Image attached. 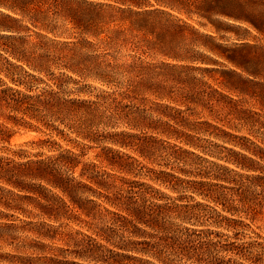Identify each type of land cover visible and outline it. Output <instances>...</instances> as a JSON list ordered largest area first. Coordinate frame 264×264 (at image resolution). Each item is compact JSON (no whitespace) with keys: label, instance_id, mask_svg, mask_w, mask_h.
I'll return each instance as SVG.
<instances>
[{"label":"rangeland","instance_id":"1","mask_svg":"<svg viewBox=\"0 0 264 264\" xmlns=\"http://www.w3.org/2000/svg\"><path fill=\"white\" fill-rule=\"evenodd\" d=\"M201 30L213 29L201 26ZM218 38L224 44L236 40L231 31L221 32ZM247 41L258 46L259 53L263 54V38L251 36ZM198 49L211 60L203 63L173 60L160 54L145 56L158 63L169 62L163 68H156L153 79L160 84L150 85L151 91L142 87L128 94L121 91L110 94L90 88L92 98L113 96L122 104L142 111L148 126L132 128L124 123L134 117L125 108L119 125L99 127L102 136L123 131L136 133L124 136L132 144L130 147L110 141L89 142L68 130L62 137L35 119L9 109L5 112L13 119L0 115V122L4 124L2 132L6 134V139L0 138V174L5 172L18 181L15 186L0 178V264H109L101 256L107 257L109 249L117 251V248L99 232L125 221L121 214L126 213L109 201L118 187L126 188L122 178L145 182L166 194L164 200L173 208L170 219L175 220V228L184 232L182 244L186 248L182 247L176 264H264V71L251 77L242 72L244 78L252 81L240 80L230 60ZM246 50L250 52L251 48ZM260 61L264 66V55ZM5 82L12 84L0 74V90L6 86ZM74 86L78 85L72 83L70 89L74 90ZM49 139L53 141L51 145L38 144ZM59 144L83 151L80 166L66 172L73 183H79L75 198L83 209L60 189L36 177L35 168L19 166V163L58 153ZM141 148L149 158L141 156ZM115 150L142 163L122 156V160L132 162L134 173L112 166L105 156L116 157ZM235 160L246 162L254 169L242 170L233 163ZM91 162L98 164L99 171L112 173L105 186L81 176V168ZM227 167L237 169L244 176ZM165 171L170 175L162 173ZM218 174L231 181L216 179ZM159 175L168 176L170 184L177 189L153 179ZM221 184L228 188L223 190ZM248 186L253 191L248 197L252 203L242 205L240 194L250 191ZM210 190L227 192L235 198L233 204L244 211L224 212L221 204L204 195ZM200 202L198 211L204 215L190 221L175 217L179 210L185 209L183 204ZM213 207L229 218L217 216ZM139 227L138 235H133L128 231L133 230L132 225L128 224L123 239H159L158 230L143 224ZM188 250L193 253V259H188Z\"/></svg>","mask_w":264,"mask_h":264},{"label":"trees","instance_id":"2","mask_svg":"<svg viewBox=\"0 0 264 264\" xmlns=\"http://www.w3.org/2000/svg\"><path fill=\"white\" fill-rule=\"evenodd\" d=\"M201 26L213 30L202 31ZM223 31L235 33L236 40L222 43L218 36ZM251 36L264 39V0H0V74L12 83H3L6 86L0 90V115L13 119L5 112L9 109L35 119L45 129L62 137L68 130L89 142L110 141L130 147L132 144L124 136L136 133L123 131L102 136L99 127L119 125L125 108H129L134 117L123 120L124 123L132 128L148 126L142 111L133 105L122 104L113 96L92 98L90 88L110 94L118 91L128 94L142 87L151 91L150 85L160 84L153 79L156 68H163L169 62L158 63L145 56L160 54L178 61H210L211 58L198 47L227 58L234 63L238 79L252 81L244 78L242 72L249 74L248 77L261 75L264 66L260 58L264 51L261 55L259 47L247 41ZM123 49L135 53L123 54ZM72 83L78 85L73 87L74 90L70 89ZM3 126L0 122V138L6 139ZM45 142L53 143L49 139L38 144L45 146ZM59 147L58 153L28 160L19 166L35 168L36 177L60 189L82 208L75 198L79 183H73L66 172L80 166L83 151L64 148L60 144ZM143 149L139 150L141 156L149 158ZM115 151L116 157L105 156L108 164L134 173L132 162L122 160V156L141 161L121 150ZM237 153L254 161L243 152ZM233 163L242 170L254 169L243 161ZM97 168L96 162L85 163L81 176L105 186L112 173ZM227 169L244 176L237 169ZM162 173L170 175L166 171ZM0 175L8 183L18 185V181L5 172ZM122 179L126 188L118 187L109 201L126 213H119L125 221L100 230V235L117 248V251L109 249L110 255L101 256L102 261L109 264H176L182 247L186 246L182 244L184 232L175 228V220L170 219L173 208L164 200L166 194L145 182ZM153 179L177 189L170 184L168 176L159 175ZM216 179L231 181L219 174ZM221 188L228 187L221 184ZM248 188L250 191L240 194L242 205L252 203L248 197L253 191L250 186ZM204 195L221 204L224 212L244 211L238 204H233L235 198L227 192L210 190ZM200 204H183L185 209L179 210L175 217L190 221L204 215L198 211ZM213 209L217 216L227 217L217 208ZM128 224L132 225L133 230L128 231L133 235H138L139 225L143 224L158 230L159 239L125 240ZM192 255L188 250V259H193Z\"/></svg>","mask_w":264,"mask_h":264}]
</instances>
